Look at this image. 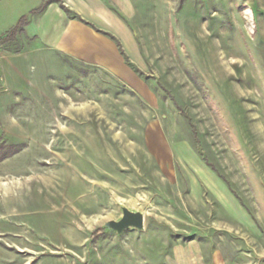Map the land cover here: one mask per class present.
Returning a JSON list of instances; mask_svg holds the SVG:
<instances>
[{
  "label": "rangeland",
  "instance_id": "1",
  "mask_svg": "<svg viewBox=\"0 0 264 264\" xmlns=\"http://www.w3.org/2000/svg\"><path fill=\"white\" fill-rule=\"evenodd\" d=\"M133 1L122 67L0 56V264H264V0Z\"/></svg>",
  "mask_w": 264,
  "mask_h": 264
},
{
  "label": "crops",
  "instance_id": "2",
  "mask_svg": "<svg viewBox=\"0 0 264 264\" xmlns=\"http://www.w3.org/2000/svg\"><path fill=\"white\" fill-rule=\"evenodd\" d=\"M135 13L133 0H0V39L25 20L10 41L0 42V56L16 48L21 54L61 53L113 70L123 58L112 37L124 53L137 51L128 25Z\"/></svg>",
  "mask_w": 264,
  "mask_h": 264
},
{
  "label": "water",
  "instance_id": "3",
  "mask_svg": "<svg viewBox=\"0 0 264 264\" xmlns=\"http://www.w3.org/2000/svg\"><path fill=\"white\" fill-rule=\"evenodd\" d=\"M143 221V216L141 214L123 210L121 219L118 222L113 223L112 228L116 232H121L128 227L141 229L143 227Z\"/></svg>",
  "mask_w": 264,
  "mask_h": 264
},
{
  "label": "trees",
  "instance_id": "4",
  "mask_svg": "<svg viewBox=\"0 0 264 264\" xmlns=\"http://www.w3.org/2000/svg\"><path fill=\"white\" fill-rule=\"evenodd\" d=\"M43 7H44V5H43L40 9H38V11L43 10ZM23 23H25V20H24V19H21V21L19 22V24H18V25L12 30V31L6 33L3 37H1L0 42H1V43H4V42H7V41H10V40L13 38V36L17 33V31L19 30V28L23 25ZM112 39L117 43V46H118V48H119V50H120L122 56L124 57L125 61H128V58H127V56L125 55V53L123 52V50H122L120 44H119V43H118L113 37H112ZM128 65H129L131 68H134L131 64H129V62H128ZM183 114H184V113H183ZM6 149H8V148H6ZM13 152H14V151H13ZM9 153H12L11 148L8 149V152H6L4 149L2 150V149L0 148V161L4 160V159L7 158V157H10L11 155H10ZM209 166H210V168H211L212 170H214V167H213L212 165H209Z\"/></svg>",
  "mask_w": 264,
  "mask_h": 264
}]
</instances>
